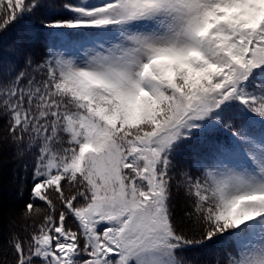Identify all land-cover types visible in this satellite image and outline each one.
I'll return each instance as SVG.
<instances>
[{"label":"snow or ice","instance_id":"1","mask_svg":"<svg viewBox=\"0 0 264 264\" xmlns=\"http://www.w3.org/2000/svg\"><path fill=\"white\" fill-rule=\"evenodd\" d=\"M37 14L0 60L2 139L34 157L0 264H193L221 242L214 264H264V0H0V41Z\"/></svg>","mask_w":264,"mask_h":264},{"label":"trees","instance_id":"2","mask_svg":"<svg viewBox=\"0 0 264 264\" xmlns=\"http://www.w3.org/2000/svg\"><path fill=\"white\" fill-rule=\"evenodd\" d=\"M60 2H63V0H60ZM72 2H74V0H72ZM39 23V14L26 16L17 21L16 24L9 29V32L4 37L3 41H0V60L6 62L9 59L5 49L12 39H15L30 29L36 30ZM44 42L45 36L43 34L39 35L32 50L33 55L37 60L45 55ZM5 122V119L0 117V159L6 160V163L3 164L4 169H2L3 171L0 174V243H3L8 239L10 218L15 220L14 231H16L22 238L28 235V233L23 231L25 222L21 218L20 213L29 199L30 184L26 181L28 186L24 187L21 192L19 187V177L25 175L24 167L27 165V175L30 181L34 160L33 155L29 153H25L22 157L14 158L15 152L13 147L10 146L7 140L2 139V137L6 135L4 132ZM192 175L195 176L197 173L193 171ZM14 176L16 179H14ZM177 179H179L178 173ZM173 183L175 184V181H173ZM170 203L174 221L181 225L185 230L191 229V223L186 222L184 216L189 203L184 190H177L174 187ZM226 250L235 253L234 247L230 243L226 245ZM217 252H219L221 256L224 255L225 247L222 246V242L212 248L189 249L184 253V256L187 260L192 261L193 264H205V262L214 264L215 254Z\"/></svg>","mask_w":264,"mask_h":264},{"label":"rangeland","instance_id":"3","mask_svg":"<svg viewBox=\"0 0 264 264\" xmlns=\"http://www.w3.org/2000/svg\"><path fill=\"white\" fill-rule=\"evenodd\" d=\"M68 54H69V55H73V56H75V55H78V52H77V50H75V49H69V50H68ZM248 133H249V132H248ZM255 133H256V131H255ZM249 134H250V133H249ZM250 135H252V134H250ZM240 147H241V149H243V148L246 147V146L243 145V144H241ZM4 163H6V160H5V159H4V160H1V159H0V174H1L2 171H3L2 169H4V168H3V166H4L3 164H4Z\"/></svg>","mask_w":264,"mask_h":264}]
</instances>
